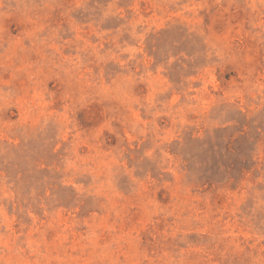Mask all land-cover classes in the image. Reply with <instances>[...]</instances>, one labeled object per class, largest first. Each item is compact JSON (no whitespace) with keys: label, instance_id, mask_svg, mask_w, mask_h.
I'll return each instance as SVG.
<instances>
[{"label":"rangeland","instance_id":"obj_1","mask_svg":"<svg viewBox=\"0 0 264 264\" xmlns=\"http://www.w3.org/2000/svg\"><path fill=\"white\" fill-rule=\"evenodd\" d=\"M0 264H264V0H0Z\"/></svg>","mask_w":264,"mask_h":264}]
</instances>
